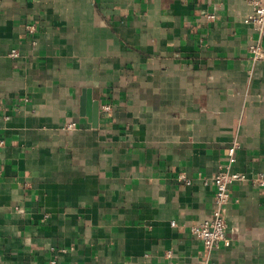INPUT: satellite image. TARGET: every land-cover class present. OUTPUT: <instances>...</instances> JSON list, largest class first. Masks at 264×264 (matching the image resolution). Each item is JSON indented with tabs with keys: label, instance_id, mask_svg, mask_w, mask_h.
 <instances>
[{
	"label": "crops",
	"instance_id": "0c3cea01",
	"mask_svg": "<svg viewBox=\"0 0 264 264\" xmlns=\"http://www.w3.org/2000/svg\"><path fill=\"white\" fill-rule=\"evenodd\" d=\"M252 11L246 0H0V264H264L262 188L231 185L229 244L208 252L191 232L212 216L229 146L235 170L264 172Z\"/></svg>",
	"mask_w": 264,
	"mask_h": 264
},
{
	"label": "built area",
	"instance_id": "2783aa9c",
	"mask_svg": "<svg viewBox=\"0 0 264 264\" xmlns=\"http://www.w3.org/2000/svg\"><path fill=\"white\" fill-rule=\"evenodd\" d=\"M253 11L246 18L245 22L251 24L257 33L258 37L250 45L249 51L252 58L255 60L264 58L263 39H264V0H246ZM207 18L213 20L215 14H207ZM28 29L31 33L35 31V26L30 25ZM10 56L16 58L19 56L17 50H12ZM102 110L108 114L112 111L110 104H103ZM76 122L67 123L66 129H75ZM239 148L238 142H235L228 148V161L219 167L213 174L212 182L215 186L213 195V209L212 216L198 224L191 227L192 234L202 241L206 251L211 252L221 243L229 244L227 235V208L231 201V185L233 183H249L258 188L264 189V172H258L255 175H249L245 172H240L234 169V164L237 160L236 152ZM178 178L181 181H186L191 184V180L183 173H180ZM55 264V261L52 262ZM199 264H206L204 262Z\"/></svg>",
	"mask_w": 264,
	"mask_h": 264
},
{
	"label": "water",
	"instance_id": "95a60500",
	"mask_svg": "<svg viewBox=\"0 0 264 264\" xmlns=\"http://www.w3.org/2000/svg\"><path fill=\"white\" fill-rule=\"evenodd\" d=\"M85 105V110L87 111V115L91 118L93 126H98L99 121V113H100V103L99 101L95 100L92 102V99L90 97H87L86 100H83ZM90 102L93 105V112H90Z\"/></svg>",
	"mask_w": 264,
	"mask_h": 264
}]
</instances>
